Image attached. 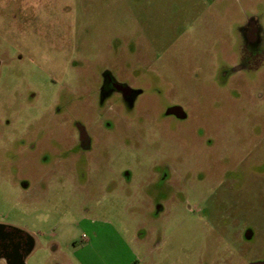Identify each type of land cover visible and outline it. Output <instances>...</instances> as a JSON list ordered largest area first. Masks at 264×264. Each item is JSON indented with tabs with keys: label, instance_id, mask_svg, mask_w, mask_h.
Returning <instances> with one entry per match:
<instances>
[{
	"label": "rangeland",
	"instance_id": "rangeland-1",
	"mask_svg": "<svg viewBox=\"0 0 264 264\" xmlns=\"http://www.w3.org/2000/svg\"><path fill=\"white\" fill-rule=\"evenodd\" d=\"M0 223L27 264H264V0H0Z\"/></svg>",
	"mask_w": 264,
	"mask_h": 264
},
{
	"label": "flooded vegetation",
	"instance_id": "flooded-vegetation-1",
	"mask_svg": "<svg viewBox=\"0 0 264 264\" xmlns=\"http://www.w3.org/2000/svg\"><path fill=\"white\" fill-rule=\"evenodd\" d=\"M258 34L259 30L254 24L249 26L246 31L248 42L257 43ZM105 81L106 89L116 91L125 101L131 102L138 95V91L134 90L132 85L130 87L121 86L109 76H106ZM174 113L178 118L183 116L180 110H175ZM81 143L83 147H89V138L84 131H82ZM37 246V241L32 235L14 226L0 223V264H27L28 258ZM51 264L62 263L54 261Z\"/></svg>",
	"mask_w": 264,
	"mask_h": 264
}]
</instances>
